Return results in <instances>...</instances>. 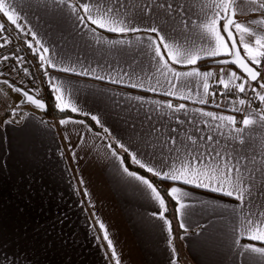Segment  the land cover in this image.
<instances>
[{"label":"snow or ice","instance_id":"6c2138e0","mask_svg":"<svg viewBox=\"0 0 264 264\" xmlns=\"http://www.w3.org/2000/svg\"><path fill=\"white\" fill-rule=\"evenodd\" d=\"M24 7L50 15L54 23L49 27L66 42L71 37L66 48L46 44L16 0H0V16L18 34L31 37L24 43L38 61L56 109L69 114L60 125L79 124L89 132L99 126L101 132L95 135L106 141L105 155L110 153L114 167L142 185L158 205L152 215L163 222L169 246L173 231L166 201L174 203L185 235L199 205L233 218L228 249L241 264H264V0H39ZM249 13L259 18L238 19ZM62 21H70V28ZM11 42L6 23L0 22V48ZM81 45L91 58L81 54ZM11 59L16 61L14 71L33 75L24 57L15 53L0 57V62ZM207 62L218 70H202ZM79 77L166 99L122 95L129 102V127L116 135L100 115L86 110L87 99L73 83ZM0 83L22 95L20 104L46 109L38 90L33 95L8 80ZM186 102H211L243 118ZM71 113L91 123L72 119ZM79 135L83 142L84 135ZM165 182L166 188L160 186ZM193 188L231 198L235 206L193 203ZM83 195L89 196L86 188ZM96 224L111 260L121 264L105 223L97 218Z\"/></svg>","mask_w":264,"mask_h":264},{"label":"crops","instance_id":"0c3cea01","mask_svg":"<svg viewBox=\"0 0 264 264\" xmlns=\"http://www.w3.org/2000/svg\"><path fill=\"white\" fill-rule=\"evenodd\" d=\"M38 2L16 0L46 44L70 46L71 37L66 42L49 27V23H54L50 15L24 7ZM36 16L40 17L38 22ZM258 18L255 13L238 15L240 21ZM0 22L14 28L2 16ZM62 23L65 29L70 28V21ZM107 35L115 38V34ZM64 36H68L67 30ZM79 51L91 58L82 45ZM228 67L239 73L233 66ZM213 68L217 66L208 65L202 70ZM2 80L29 90L8 77L0 76ZM73 83L87 99L86 110L100 115L116 135H123L129 127L125 123L130 115L129 102L122 95L166 99L89 77L74 78ZM0 84L7 89L6 93L17 98L12 106L6 103L0 109V264H114L98 230L97 218L105 223L121 264H171L173 259L176 264H187L179 261L176 252L173 254L163 222L152 215L158 205L142 185L114 167L110 153L105 155L106 141L95 135L101 130L93 128L89 132L79 124L60 125L59 121L69 115L44 117L42 110L30 104H24L28 107L23 109L19 103L22 95ZM216 99L220 100L219 95ZM186 103L189 107L236 115L238 121L243 118V114L215 108L211 102L204 106ZM73 114L78 116L70 115L72 119L85 120L78 113ZM131 115L135 116V112ZM78 133L84 135L83 142ZM85 188L89 192L87 197L83 195ZM191 197L193 203L235 206L231 198L205 189H191ZM175 219L180 229L176 215ZM232 219L197 205L190 217L189 233L185 235L180 229L178 236L185 261L241 264L228 249Z\"/></svg>","mask_w":264,"mask_h":264},{"label":"built area","instance_id":"2783aa9c","mask_svg":"<svg viewBox=\"0 0 264 264\" xmlns=\"http://www.w3.org/2000/svg\"><path fill=\"white\" fill-rule=\"evenodd\" d=\"M7 28L9 34L12 37V42L7 47L0 48V57L5 55L11 56L13 53L24 57L25 61L27 62L24 66L28 67L30 72L33 74L32 76H28V80L32 86V91L35 95H37L38 90V98H42L44 100L46 95V84L44 83L43 73L39 70L38 61L32 54L31 50L26 48L24 43L25 37L22 34H18L13 27ZM19 72L23 73L22 70Z\"/></svg>","mask_w":264,"mask_h":264},{"label":"trees","instance_id":"16d2710c","mask_svg":"<svg viewBox=\"0 0 264 264\" xmlns=\"http://www.w3.org/2000/svg\"><path fill=\"white\" fill-rule=\"evenodd\" d=\"M208 65H213L211 62H207L206 63V66ZM46 89V95H45V99H44V102L46 103V109L45 110H42V114L44 117H50V116H54V117H60V116H67L69 115L68 113H65V112H60L59 110L56 109L55 107V101H54V98L52 96V94L50 93V90L48 89V87L46 86L45 87ZM243 95V94H241ZM256 104L258 105V103L256 102ZM256 106V105H254ZM70 115H73V116H78V115H75L73 113H71ZM83 119H85L88 123H91L89 118L87 117H84L82 116ZM94 129H97V130H101L98 126H95ZM133 168H135V166H133ZM155 183H157L159 185V182L158 181H155ZM164 188H166L168 186V183L165 182L163 183L162 185H160ZM167 206H168V212L166 213L168 219H170L172 221V231H173V247L176 249V255H177V258L179 259V261L181 262H186L187 264H190V262L188 261H185L187 260L186 257H185V254L183 253V248H182V244L178 238L179 234H180V229L178 228V225L176 223V219H175V214H174V203L172 202H167Z\"/></svg>","mask_w":264,"mask_h":264},{"label":"rangeland","instance_id":"374dc122","mask_svg":"<svg viewBox=\"0 0 264 264\" xmlns=\"http://www.w3.org/2000/svg\"><path fill=\"white\" fill-rule=\"evenodd\" d=\"M15 65H16V61L14 59L0 62V72L3 73L2 76L8 77L9 79H12L14 82L27 87L32 92V86L30 81L28 80V76H26L24 73L14 71L13 69L15 68ZM6 92L7 89L4 87V85L0 84V94L2 95L0 96V109L3 104L7 103L9 107L12 106L13 103H15V100L17 101V98H14L15 96H12L10 93H6ZM23 105H21L22 107H24L23 109H26V107H28L27 105L24 106Z\"/></svg>","mask_w":264,"mask_h":264},{"label":"water","instance_id":"95a60500","mask_svg":"<svg viewBox=\"0 0 264 264\" xmlns=\"http://www.w3.org/2000/svg\"><path fill=\"white\" fill-rule=\"evenodd\" d=\"M232 66V65H231ZM234 67V66H233ZM235 68V67H234ZM238 70V69H237ZM239 71V70H238Z\"/></svg>","mask_w":264,"mask_h":264}]
</instances>
